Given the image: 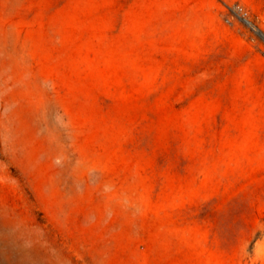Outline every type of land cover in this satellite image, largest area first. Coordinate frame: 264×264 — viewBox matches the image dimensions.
Instances as JSON below:
<instances>
[{"label":"rangeland","instance_id":"obj_1","mask_svg":"<svg viewBox=\"0 0 264 264\" xmlns=\"http://www.w3.org/2000/svg\"><path fill=\"white\" fill-rule=\"evenodd\" d=\"M0 264H264V0H0Z\"/></svg>","mask_w":264,"mask_h":264},{"label":"built area","instance_id":"obj_2","mask_svg":"<svg viewBox=\"0 0 264 264\" xmlns=\"http://www.w3.org/2000/svg\"><path fill=\"white\" fill-rule=\"evenodd\" d=\"M234 11L238 15L240 21L246 25H250L249 11L242 5L236 4L234 6Z\"/></svg>","mask_w":264,"mask_h":264}]
</instances>
